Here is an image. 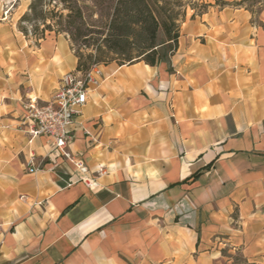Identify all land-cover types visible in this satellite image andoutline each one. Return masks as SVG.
<instances>
[{"label":"crops","instance_id":"0c3cea01","mask_svg":"<svg viewBox=\"0 0 264 264\" xmlns=\"http://www.w3.org/2000/svg\"><path fill=\"white\" fill-rule=\"evenodd\" d=\"M200 1L164 61L99 65L69 128L86 175L28 132L29 101H51L76 70L67 40L0 35V264H213L225 246L264 251V0Z\"/></svg>","mask_w":264,"mask_h":264},{"label":"trees","instance_id":"16d2710c","mask_svg":"<svg viewBox=\"0 0 264 264\" xmlns=\"http://www.w3.org/2000/svg\"><path fill=\"white\" fill-rule=\"evenodd\" d=\"M214 1L224 5L222 0ZM182 3L181 0H30L18 28L36 42L43 40L46 33L66 37L79 72L87 71L92 64L121 66L142 62L155 66L176 48L184 18L179 10ZM159 30L164 35L161 43H157ZM83 49L90 52L83 54ZM227 252L220 251L226 261L213 264H255L236 254L225 256Z\"/></svg>","mask_w":264,"mask_h":264},{"label":"built area","instance_id":"2783aa9c","mask_svg":"<svg viewBox=\"0 0 264 264\" xmlns=\"http://www.w3.org/2000/svg\"><path fill=\"white\" fill-rule=\"evenodd\" d=\"M100 76L98 64L90 65L85 72L69 71L60 78L51 101L40 106L35 100H30L26 107L30 122L29 135L48 137L53 154L71 163L82 175H86L88 170L85 163L72 156L68 150L71 142L69 128L74 119L81 115L89 88L97 84ZM27 165L31 170H37L32 160Z\"/></svg>","mask_w":264,"mask_h":264},{"label":"rangeland","instance_id":"374dc122","mask_svg":"<svg viewBox=\"0 0 264 264\" xmlns=\"http://www.w3.org/2000/svg\"><path fill=\"white\" fill-rule=\"evenodd\" d=\"M182 7L179 8L180 12L184 14L185 19L186 16L191 15V11L194 12H201L206 5L202 3L200 0H181ZM30 0H0V24L2 25V29L0 32V35L4 42L9 43V41L13 42L18 38L20 41H27L29 43V47H36L39 42L42 40L36 42L33 37H31L30 34H28L27 37H25L18 28V22L21 16L27 11L28 5ZM28 30L31 31V28L27 26ZM48 36L51 40H53L50 33L45 34V38ZM63 36V35H62ZM60 37V40L66 37ZM45 38L43 40H45ZM164 41V35L161 30H159L157 34V43H161ZM68 43V41H66ZM6 43V44H7ZM76 49V47H75ZM4 51V50H2ZM9 51V50H7ZM72 52V51H71ZM83 54H87L90 52V49H83ZM74 54V53H73ZM260 247H251L247 246L244 252L240 251H231L228 247H222L221 250H228L227 253H225V256L228 255H238L242 258L247 259L249 262H253L255 264H264V251L259 254ZM263 250V247H261ZM258 253V254H257ZM217 261H226V258H220ZM214 261V262H217ZM212 262V263H214Z\"/></svg>","mask_w":264,"mask_h":264}]
</instances>
